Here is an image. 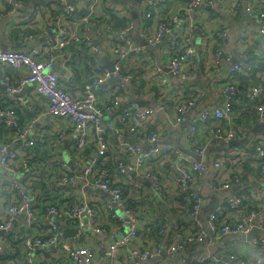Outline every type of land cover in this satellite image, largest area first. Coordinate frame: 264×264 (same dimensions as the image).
Instances as JSON below:
<instances>
[{
    "label": "built area",
    "instance_id": "built-area-1",
    "mask_svg": "<svg viewBox=\"0 0 264 264\" xmlns=\"http://www.w3.org/2000/svg\"><path fill=\"white\" fill-rule=\"evenodd\" d=\"M34 2L0 0V264H99L98 254L107 264H157L253 230L247 246L264 255V213L239 194L203 211L189 187L212 169L210 189L221 194L241 181L249 157L264 180V133L232 119L264 124V0H140L136 17L134 0ZM219 3L241 17L233 62L230 18L211 10ZM161 45L162 57L154 52ZM244 78L251 83L241 90ZM208 92L218 102L191 117ZM168 126L183 130L187 150L164 140ZM234 138L250 148L227 147ZM216 142L226 148L206 158ZM150 188L170 198L175 214L164 249L135 245L155 224L144 202ZM167 228L163 220L157 233ZM180 261L245 264L237 252H192Z\"/></svg>",
    "mask_w": 264,
    "mask_h": 264
},
{
    "label": "crops",
    "instance_id": "crops-1",
    "mask_svg": "<svg viewBox=\"0 0 264 264\" xmlns=\"http://www.w3.org/2000/svg\"><path fill=\"white\" fill-rule=\"evenodd\" d=\"M185 1L186 0H171L170 5L174 6V5L181 4V6H183L182 4H184ZM220 1L224 3L225 0H220ZM229 2H231V0H229ZM223 3H219V6L213 7L214 9L211 8V10L214 11L216 15L222 18H230V21L232 23V28H231L232 33H231V38L228 43L227 52L231 56H233V54L237 55L238 53L236 45L234 44V41H235L236 31L239 25V20L241 19V17H238V16H235L234 18L229 17V15H227L226 13L227 12L226 7ZM227 6H229L228 3H227ZM26 46H30V45H26ZM163 47L164 45H161L159 48H157L154 51L156 55L160 57L164 55ZM225 66H227L226 63H224L219 68V70L216 71V74H215L216 77H219L220 79L224 77ZM199 79L200 78H198V82L200 81ZM219 82L220 81H218L215 84V86L218 85ZM204 83H207V81H204ZM218 100H219L218 97H216L211 92H208L206 96L202 99L200 104H198L196 109L192 111L191 117L198 114L201 108L216 104ZM263 101H264V97H263ZM248 117L249 116L244 115V114L235 113L233 114L232 119L237 125H243L244 123L246 127L248 128L250 127L249 133L251 134L253 133L252 128L258 123V121L254 117H251V118L249 117L250 118L249 120ZM157 120L160 124H166L165 115L162 112H157ZM220 123L221 121H213L212 123H209V125L210 124H220ZM261 133H264V132L261 131ZM163 136L166 142L173 143L176 146L187 150L186 143L184 142L183 130L168 126L166 127ZM202 137H204L203 142H205L208 138L207 129L205 132H203ZM244 139L249 142V138L245 137ZM244 147H246L247 149L250 148L248 143H246ZM225 148L226 146L220 145L218 142L213 143L209 147L206 153V158L209 157L210 155H213L219 149H225ZM243 168L244 170L242 172L241 181L237 184L232 185L231 188L224 190L221 194L215 193L211 191L210 189V181L212 180V177H213L212 169H208L207 171H204L200 176H197L194 178V180L190 183L189 187L197 191L199 194H201L203 198V206H202L203 211L208 210L212 204H215L222 200L225 201L226 199H230L234 194H239V195L244 196L245 203L248 205L249 208H257V210L260 213H264V180H262L260 176L259 169L257 167L255 160L249 157ZM167 192H168L167 194L169 197L173 198L175 196V188L173 186H169L167 189ZM90 193H93V192L90 191ZM144 197L146 196L144 195ZM169 199L163 198L162 202H160L154 196L152 197V199L147 196L144 202H146L145 205H147L148 208L151 209L150 212L152 214L150 215L149 219H151L154 222H158V223L162 222L163 220L168 222L167 218L165 217L166 212H169L174 218L175 214L173 213V210H172L173 206L171 207L172 208L171 209L169 206ZM170 225H172V223L170 224L168 222V228L166 229V234L164 236L162 234L159 235L157 233V230L153 231L152 228L147 231L144 230L142 234L138 235L135 245L142 249L148 248V247H153V248L158 247L160 249H163L165 245L173 239L174 233L171 235L173 231ZM25 230L30 231V232L35 231L33 227H30V228L26 227ZM249 238L250 237H246V235H240L239 237L226 236L223 239L212 243L211 245L195 244L192 247H188L184 252L178 251L172 259L163 260V258H159L157 261V264H180L181 262L180 258L183 255L191 254L192 252L196 253L197 255H201L204 252H209L212 254L213 252L210 251V247L214 249L213 254L216 256H220L226 252H237L238 254H240L241 259L245 261V264H260L264 262V255L260 250L255 251L257 249L252 250L250 249V247L247 246L246 241ZM91 239L100 240V236L91 234ZM105 242H107V239L105 240ZM95 260L99 264H107L108 262L106 259H102L99 254L98 256L95 255ZM259 260L261 261L259 262ZM146 263H148V261ZM211 264H221V263L217 261H213Z\"/></svg>",
    "mask_w": 264,
    "mask_h": 264
},
{
    "label": "water",
    "instance_id": "water-1",
    "mask_svg": "<svg viewBox=\"0 0 264 264\" xmlns=\"http://www.w3.org/2000/svg\"><path fill=\"white\" fill-rule=\"evenodd\" d=\"M49 0H45V2H48ZM135 2L132 4V7H131V14L134 16V17H136V14H137V3L140 1V0H134ZM34 3H41L40 2V0H39V2H34ZM96 43H98V41L96 40L95 41ZM30 45V44H29ZM236 54H233V57L231 58V62H233L235 59H236ZM100 60H101V63L108 69V70H110V71H112L113 70V64L111 63V62H109L106 58H105V56H104V54L102 53L101 54V56H100ZM197 75L199 76V72L197 73ZM135 101L138 103V104H140V105H142V106H146V105H148V101H146V100H143V99H140V98H136L135 99ZM264 132V124L263 123H261V122H258L253 128H252V132L253 133H257V132ZM130 142L131 143H134V142H136V139H135V137H131L130 138ZM67 143H68V141H66V145H67ZM246 144V141L244 140V139H242V140H237V139H232L229 143H228V145H227V147H232V146H244ZM195 158H197L198 159V157H196L195 156ZM146 184L148 185L149 183L148 182H146ZM87 191H91L89 188H85ZM150 191H151V193H152V195L158 200V201H160V202H162V199H161V197L153 190V189H151L150 188ZM95 192H97V193H102V194H104L105 196H107L102 190H95ZM108 197V196H107ZM165 217L167 218V220H168V222L171 224V223H173V217H172V215L169 213V212H166L165 213ZM257 234V231L256 230H253L251 233H249L248 235H246V237H252V236H254V235H256ZM97 236V235H96ZM117 237H114L113 239H116ZM112 239V240H113ZM164 249V248H163ZM153 259H150L149 261H148V263L150 262V261H152ZM148 263H146V264H148ZM260 264H264L263 262L262 263H260Z\"/></svg>",
    "mask_w": 264,
    "mask_h": 264
},
{
    "label": "trees",
    "instance_id": "trees-1",
    "mask_svg": "<svg viewBox=\"0 0 264 264\" xmlns=\"http://www.w3.org/2000/svg\"><path fill=\"white\" fill-rule=\"evenodd\" d=\"M258 46V44L256 45H253V47H251V49L248 51V55L251 54V52L253 53L254 52V49L255 47ZM258 48H256L257 50ZM249 83H251V81L247 80V79H242L241 80V85L239 86L241 90H244L248 85ZM158 226H159V223L158 222H155V224L152 226V230L155 231L158 229Z\"/></svg>",
    "mask_w": 264,
    "mask_h": 264
},
{
    "label": "rangeland",
    "instance_id": "rangeland-1",
    "mask_svg": "<svg viewBox=\"0 0 264 264\" xmlns=\"http://www.w3.org/2000/svg\"><path fill=\"white\" fill-rule=\"evenodd\" d=\"M210 251L214 253V249L212 247H210Z\"/></svg>",
    "mask_w": 264,
    "mask_h": 264
}]
</instances>
